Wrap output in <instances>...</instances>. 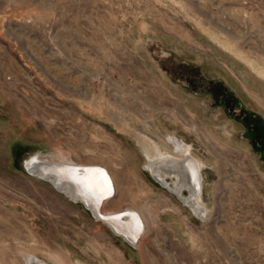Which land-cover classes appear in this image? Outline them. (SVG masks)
<instances>
[{"label":"rangeland","instance_id":"obj_1","mask_svg":"<svg viewBox=\"0 0 264 264\" xmlns=\"http://www.w3.org/2000/svg\"><path fill=\"white\" fill-rule=\"evenodd\" d=\"M249 122L264 130V0H0V264H264ZM169 135L205 162L204 218L146 168L143 136ZM38 155L108 166L103 210L140 211L141 240L30 174Z\"/></svg>","mask_w":264,"mask_h":264},{"label":"bare ground","instance_id":"obj_2","mask_svg":"<svg viewBox=\"0 0 264 264\" xmlns=\"http://www.w3.org/2000/svg\"><path fill=\"white\" fill-rule=\"evenodd\" d=\"M143 138L144 153L148 160L146 168L199 218L203 213L207 215L203 176L205 162L194 155L193 146L176 135L167 137L173 150L155 140ZM26 167L30 174L51 182L59 191L70 193L76 201L84 203L97 219L108 224L116 235L122 236L127 242L137 244L141 240L146 231V222L140 211L132 208L103 210V205L114 198L117 191L114 175L105 164L75 162L64 155L60 160L38 155L28 160ZM171 177L173 182L169 181ZM185 190L188 194L184 193ZM25 258L28 264H49L34 254L26 253Z\"/></svg>","mask_w":264,"mask_h":264},{"label":"flooded vegetation","instance_id":"obj_3","mask_svg":"<svg viewBox=\"0 0 264 264\" xmlns=\"http://www.w3.org/2000/svg\"><path fill=\"white\" fill-rule=\"evenodd\" d=\"M260 127V124H255L254 122L248 123V129L251 131V133H254L255 139H257L259 145L263 147L264 150V130H261Z\"/></svg>","mask_w":264,"mask_h":264},{"label":"crops","instance_id":"obj_4","mask_svg":"<svg viewBox=\"0 0 264 264\" xmlns=\"http://www.w3.org/2000/svg\"><path fill=\"white\" fill-rule=\"evenodd\" d=\"M118 207V206H117ZM117 207H115V210H121V209H124V208H127V207H124V206H122V208H117ZM114 209V208H113Z\"/></svg>","mask_w":264,"mask_h":264}]
</instances>
